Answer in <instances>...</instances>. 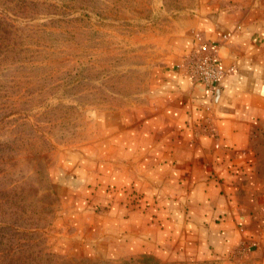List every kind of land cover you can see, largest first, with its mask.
I'll use <instances>...</instances> for the list:
<instances>
[{"label": "crops", "instance_id": "1", "mask_svg": "<svg viewBox=\"0 0 264 264\" xmlns=\"http://www.w3.org/2000/svg\"><path fill=\"white\" fill-rule=\"evenodd\" d=\"M198 33L225 71L213 91L181 67ZM170 50L146 103L95 114L99 140L54 179L72 249L264 264V0H199Z\"/></svg>", "mask_w": 264, "mask_h": 264}, {"label": "rangeland", "instance_id": "2", "mask_svg": "<svg viewBox=\"0 0 264 264\" xmlns=\"http://www.w3.org/2000/svg\"><path fill=\"white\" fill-rule=\"evenodd\" d=\"M199 0H0V264H256L75 253L54 179L99 140L95 114L146 103ZM65 243V244H64Z\"/></svg>", "mask_w": 264, "mask_h": 264}, {"label": "built area", "instance_id": "3", "mask_svg": "<svg viewBox=\"0 0 264 264\" xmlns=\"http://www.w3.org/2000/svg\"><path fill=\"white\" fill-rule=\"evenodd\" d=\"M194 40L197 49L185 58L181 67L187 75L194 80L202 81L213 91L214 87L225 76V71L216 56L217 46L213 45L211 48H208L205 45L203 36L199 33L196 34Z\"/></svg>", "mask_w": 264, "mask_h": 264}]
</instances>
